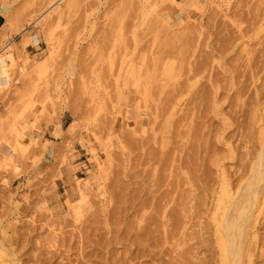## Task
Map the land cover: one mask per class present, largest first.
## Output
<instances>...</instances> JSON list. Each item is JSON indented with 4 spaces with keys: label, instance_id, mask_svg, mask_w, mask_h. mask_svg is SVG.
<instances>
[{
    "label": "rangeland",
    "instance_id": "1",
    "mask_svg": "<svg viewBox=\"0 0 264 264\" xmlns=\"http://www.w3.org/2000/svg\"><path fill=\"white\" fill-rule=\"evenodd\" d=\"M237 4L241 27L259 19L243 43L233 24ZM2 9L0 153L8 146L11 154H0V264H109L105 251L121 254L123 247L106 239L121 236L126 222L138 230L151 207L136 213L132 206L156 182L148 174L162 173L171 149L182 167L200 144L206 165L224 153V141L238 154H256L259 134L252 114L242 112L254 86H264V0H0ZM43 58L40 68L29 67ZM208 77L245 85L247 93L215 113L202 100ZM227 115L241 127L218 142ZM48 131L64 136L62 143L49 142ZM223 164L237 165L229 158ZM259 230L264 250V226ZM201 249L197 264L208 259ZM252 259L264 264V254Z\"/></svg>",
    "mask_w": 264,
    "mask_h": 264
},
{
    "label": "bare ground",
    "instance_id": "2",
    "mask_svg": "<svg viewBox=\"0 0 264 264\" xmlns=\"http://www.w3.org/2000/svg\"><path fill=\"white\" fill-rule=\"evenodd\" d=\"M235 9L236 10L234 14H236V20L234 19L235 22H232H234L233 24L235 25V31H237L236 33H238V35L236 34V36H238V43H243L247 34H249V32H252V27H255V25L258 24L257 20L259 19L253 18L251 20L252 22L250 21L251 23H249L247 27H241L243 18L242 14L240 13V4L235 5ZM247 38L249 39L250 37ZM247 51L249 53L244 52V60L246 62V67L252 71V68L254 67L252 66V62L254 59H252L251 56L253 54L250 55V52L252 51H249V49ZM7 54L9 55V53ZM26 59L28 58L26 57L23 60ZM46 59L40 62L36 61L30 63L29 67L32 69V67L34 68L37 64V68H40L41 65L43 66ZM255 68L257 67L255 66L254 70ZM26 69L27 68H22V71H25ZM193 76L195 77V74ZM214 80L208 77L207 82H209V84L207 85L208 87H205L207 88V90H204V95L202 94V100L204 101V103L207 102L208 108H210V110L214 111L215 113L216 109L222 108V106L227 102L231 104H237V102L242 99L240 96L247 93L246 89L248 87H244L245 85H240L237 87V85L232 81V87H229V82L227 81V83H224L223 85L222 83L220 84L217 79L216 81ZM192 87H194V85ZM257 87V85L254 86V88L252 87L253 89L250 91L251 93H253L251 94V96L253 97H251L250 95V97H246L247 101H249L247 105L249 111H246L247 109L242 108V113H244L245 111L252 114L250 116L251 125L258 131L259 134V138L257 137L258 141L256 146V154H254L251 158L250 156H248L249 154L247 152L246 155L245 153L244 155L238 154L236 152V148L232 147L230 145V142L224 141V153H213L212 155H210L211 158L209 159V164L206 165L207 160H205V157H208L209 155L205 156L204 158L202 156L201 158L200 150L202 149H200V144V146L196 147V154H192L193 152L189 153V157L185 153L188 157V160H185L188 163L186 162V167H182L180 166L182 163L176 166L173 164V162L176 163L175 160L177 162H181L182 157L180 158V156H178L179 154H175L174 149H171L170 153L167 151L165 155L167 153L169 154L166 155V160H164V157L162 165L160 163L162 168H158V171L160 170V172L162 173L157 172L156 177L155 174H148L149 176H152L153 181H156L159 184L153 182V184L150 185L151 187H149L150 189L148 191H144V198L140 202H138L137 206H132L133 212L137 213L139 210L144 209V206H146L147 204V208H149L150 204L151 212L146 215L142 213L139 216V226L137 224L135 225L136 228L138 227V230L135 228L136 231H132L131 229L134 228H132V226H134L133 223H130L132 224L131 226L129 223L126 225V222L124 223V228L121 232L123 234H121V236L119 235L120 233L118 234V231H116L114 233L115 235L106 239L107 246L110 244H118V246L123 247V252L121 254L117 253L115 255L114 251H105L106 256H113L111 259V263L109 264H145V260H148L150 262L152 261L153 264H197V261H201L198 257V255L200 254V248H202L201 250L206 251L205 253H207L208 256V259L204 262V264H251L253 261L252 258L259 259V257L264 254V250H262L261 247L258 246L260 242L259 240L261 238V232L259 229L264 226V103L261 102V99H264V86H262L261 88ZM221 95L223 97H221L222 99L219 98ZM219 99H221V101ZM197 106L194 105V108L196 107L197 109ZM242 106H244L243 103ZM156 116L153 117H155L156 119L158 117ZM162 118L163 117H161V119ZM220 120L223 125L222 135L220 131H216L214 137L218 142L222 141L221 139L224 137L223 133H225L226 130L232 128L240 129L239 127H241L239 123L234 122L232 119H230L228 115L222 116ZM150 130L152 131V129ZM141 132H143V129L141 130ZM153 132L154 131H152L151 133ZM152 135H154V133ZM154 138L152 137L153 141H156L154 140ZM162 138L164 140L163 143L168 142L166 141L168 139L167 137H165V135H162ZM208 139H210V137ZM197 140L200 139L197 138ZM208 145L206 146V148L208 147ZM208 148L207 149L210 150V147ZM211 149L216 150L214 149V147ZM213 150L211 152H213ZM177 151L180 150L178 149ZM202 152L205 151L203 150ZM156 153L158 157L156 159L159 160L163 153L160 149L157 150ZM208 153L211 154L210 152ZM150 154L147 155L150 156ZM173 154L177 155L178 157L174 156ZM185 154H183V156ZM191 155L193 156L191 157ZM176 157L179 159H176ZM149 158L151 159V157ZM226 158L234 161V163H236L237 165L226 167L223 164ZM197 161H199V163ZM189 162L192 163V168L188 166V164L190 165ZM201 162L203 163L204 168H201ZM150 172L152 171L150 170ZM173 178H175V180H173ZM185 186L187 187L186 190L184 188ZM101 196H103V194L100 193V197ZM138 196L140 197V195ZM75 211L78 213V210ZM108 232L109 230L107 231V233ZM1 245L3 246V244ZM2 251L3 250L0 248V257L3 255L5 256ZM167 254L168 256L170 255L168 260L165 259V256ZM172 254L175 255L171 256ZM8 256L10 255L7 254L6 257L8 258ZM204 258H206V256H204ZM6 261H3V263L5 262L4 264H6Z\"/></svg>",
    "mask_w": 264,
    "mask_h": 264
},
{
    "label": "crops",
    "instance_id": "3",
    "mask_svg": "<svg viewBox=\"0 0 264 264\" xmlns=\"http://www.w3.org/2000/svg\"><path fill=\"white\" fill-rule=\"evenodd\" d=\"M4 12V10L2 9V12H0V13H3ZM4 23H3V16H2V14H0V27L3 25ZM14 44H15V47H16V49H19V48H21L19 45H18V42L16 41V42H14ZM31 44L32 45H35V46H38V44L36 45L35 43H33V42H31ZM29 47H31L30 45H27L26 47H25V53H26V55H27V53L29 52L28 51V48ZM28 57V56H27ZM65 122H64V119L62 120V124H64ZM62 129H63V125H62ZM50 132L51 131H48V136H49V134H50ZM28 136H29V138H31V139H35L36 138V135H35V133H33L32 131H29L28 132ZM63 139H64V136L63 137H59V138H56V139H53V137H50L49 136V139H47V140H49V142H52L53 144H60V143H62V141H63ZM51 146H49V148H50ZM0 154H11V150H10V148L8 147V146H5L3 149H1V153ZM52 157V156H51ZM50 163H51V160H50ZM63 171H65V170H63Z\"/></svg>",
    "mask_w": 264,
    "mask_h": 264
}]
</instances>
